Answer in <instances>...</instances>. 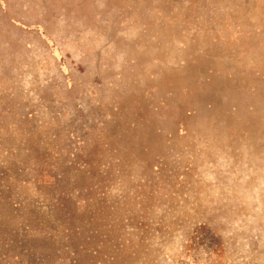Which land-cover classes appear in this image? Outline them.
Masks as SVG:
<instances>
[{"label":"rangeland","instance_id":"rangeland-1","mask_svg":"<svg viewBox=\"0 0 264 264\" xmlns=\"http://www.w3.org/2000/svg\"><path fill=\"white\" fill-rule=\"evenodd\" d=\"M0 264H264V0H0Z\"/></svg>","mask_w":264,"mask_h":264}]
</instances>
